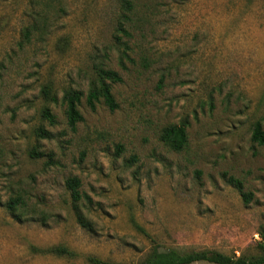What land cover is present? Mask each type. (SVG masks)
<instances>
[{"label": "rangeland", "instance_id": "1", "mask_svg": "<svg viewBox=\"0 0 264 264\" xmlns=\"http://www.w3.org/2000/svg\"><path fill=\"white\" fill-rule=\"evenodd\" d=\"M127 1L0 0V264H138L155 247L252 257L264 245V146L252 139L264 0ZM102 69L122 78L115 111L86 103ZM71 90L83 94L75 131ZM181 124L176 152L161 136Z\"/></svg>", "mask_w": 264, "mask_h": 264}, {"label": "trees", "instance_id": "2", "mask_svg": "<svg viewBox=\"0 0 264 264\" xmlns=\"http://www.w3.org/2000/svg\"><path fill=\"white\" fill-rule=\"evenodd\" d=\"M125 5L128 11L132 10L131 2L125 0ZM30 31L27 30V35ZM99 77L101 80L100 87L93 88L86 97L87 105L92 109H96V105L99 101L103 100L105 105L111 110L115 111L118 109L119 105L112 94V84L119 83L122 81L120 75L112 70H100ZM48 94V93H47ZM83 94L76 90L66 91L64 95V101L67 104V118L68 125L72 131L76 130L78 123L83 121V116L79 111V106ZM45 117L53 124L55 123L54 117L49 111H45ZM41 135L44 138L50 139L52 135L48 132L41 131ZM252 139L255 143L264 146V127L262 123L258 122L254 125L252 131ZM161 140L172 150L176 152L183 151L188 145V135L186 126L173 125L165 128L162 132ZM118 153L120 152V147H118ZM40 155V154H37ZM228 182L235 186L238 191L242 194L245 204H249L252 200V194L245 193L243 191V183L234 177H230ZM67 188L71 193V199L73 202V207L77 215L79 224L84 228L91 229V225L86 218L80 212L79 204L82 200L91 202V198L83 194L80 191L81 182L78 178H70L67 180ZM8 209L12 213H18L19 209L25 206L22 198L17 197L11 199L8 203ZM259 254L257 256L247 257V256H229L219 252H192L187 254H181L177 251L161 252L157 247L153 248L151 253L146 259L138 264H194L197 262H207L211 264H264V245H259ZM57 253L66 254L68 251L66 249H58ZM92 264H103L97 259H90ZM116 264H127V263H116ZM131 264V263H130Z\"/></svg>", "mask_w": 264, "mask_h": 264}]
</instances>
